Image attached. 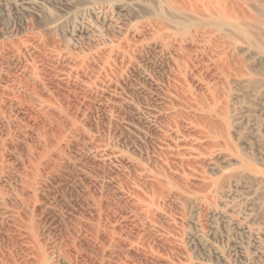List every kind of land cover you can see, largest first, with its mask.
Returning <instances> with one entry per match:
<instances>
[{
    "label": "rangeland",
    "instance_id": "obj_1",
    "mask_svg": "<svg viewBox=\"0 0 264 264\" xmlns=\"http://www.w3.org/2000/svg\"><path fill=\"white\" fill-rule=\"evenodd\" d=\"M199 1L0 0V264H264V0Z\"/></svg>",
    "mask_w": 264,
    "mask_h": 264
},
{
    "label": "bare ground",
    "instance_id": "obj_2",
    "mask_svg": "<svg viewBox=\"0 0 264 264\" xmlns=\"http://www.w3.org/2000/svg\"><path fill=\"white\" fill-rule=\"evenodd\" d=\"M244 1V0H243ZM187 2V1H186ZM193 2V0H192ZM201 3H203V1H199ZM183 5V4H182ZM205 7L206 9L209 11V15H203V16H208L209 19L204 21V24H206L207 26H209V24H213L215 23V19L212 18V17H215V15L217 14L218 16H223L224 18H235L236 21H246L247 19L251 18L252 15L249 14V15H245V14H242L241 12V8L234 4L232 2V0H209L206 4H205ZM190 8V7H189ZM196 11H198V5L196 3L195 7ZM200 8V7H199ZM246 11V10H245ZM198 13V12H197ZM199 14V13H198ZM203 14V12H202ZM201 14V15H202ZM255 18V17H253ZM257 20V19H255ZM165 25V24H164ZM235 27H237V25H234ZM155 27V26H154ZM167 27V26H166ZM259 27V26H258ZM157 29V28H156ZM260 29V28H258ZM158 30V29H157ZM257 35H258V32H257ZM259 35L261 36V39L263 38L264 39V31H262L261 29V32L259 31ZM259 36V37H260ZM171 37V36H170ZM165 39H166V36H165ZM168 39V38H167ZM207 39V38H206ZM260 40V38H259ZM198 44V43H197ZM200 44V43H199ZM223 44V43H222ZM174 45V44H173ZM213 50V49H212ZM176 52V51H175ZM215 53V52H214ZM217 53V52H216ZM220 54V53H219ZM186 56V55H185ZM181 59V58H180ZM233 65V64H231ZM219 66V65H218ZM230 66H228L229 68ZM234 67V66H233ZM227 69V67H226ZM226 69H224L226 71ZM230 69V68H229ZM234 69V68H233ZM228 73V72H227ZM238 74V72H237ZM233 76V75H232ZM7 95V94H6ZM204 118V117H203ZM208 118V117H206ZM201 120V119H200ZM206 120V119H205ZM211 120V119H210ZM212 121V120H211ZM210 122V121H209ZM213 122L215 121H212L210 124H212ZM203 123V122H202ZM204 124V123H203ZM208 125V123H207ZM216 125V124H215ZM205 126V125H204ZM220 126V125H218ZM219 128V127H218ZM213 129H214V123H213ZM38 256H40L38 254ZM40 262L43 264L44 263V256L42 255L40 258H39Z\"/></svg>",
    "mask_w": 264,
    "mask_h": 264
}]
</instances>
